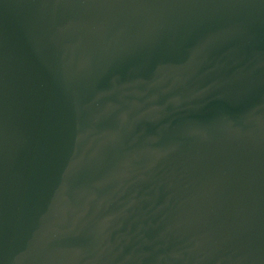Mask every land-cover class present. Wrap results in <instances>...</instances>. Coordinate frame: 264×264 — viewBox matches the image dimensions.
<instances>
[{
	"label": "water",
	"instance_id": "95a60500",
	"mask_svg": "<svg viewBox=\"0 0 264 264\" xmlns=\"http://www.w3.org/2000/svg\"><path fill=\"white\" fill-rule=\"evenodd\" d=\"M0 264H264V0H0Z\"/></svg>",
	"mask_w": 264,
	"mask_h": 264
}]
</instances>
